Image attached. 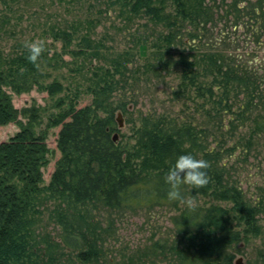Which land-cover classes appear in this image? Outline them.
Returning a JSON list of instances; mask_svg holds the SVG:
<instances>
[{
  "label": "trees",
  "instance_id": "trees-1",
  "mask_svg": "<svg viewBox=\"0 0 264 264\" xmlns=\"http://www.w3.org/2000/svg\"><path fill=\"white\" fill-rule=\"evenodd\" d=\"M23 1L0 0V6L9 9ZM116 2L133 14L144 13L166 27L167 23L174 24L171 14L163 16L164 7L155 6L157 2L163 5V0ZM173 2L178 15L194 21L200 15L193 12V4L203 7L205 0ZM45 32L54 42L62 41L66 47L77 41L80 48L69 51L72 55L90 59L102 56V47L94 44L90 36L76 37L79 31L74 25L69 29L51 25ZM173 39L172 35L163 36L162 43L168 46ZM45 43L46 48L36 64L27 59L28 49L21 46L15 57L5 61L6 71L0 74V127L11 123L21 127L8 141L0 143V264H59L66 250L75 253L81 264L99 263L105 256V237L96 213L105 210L120 214L181 203L167 197L164 177L176 157L185 152L208 161L210 181L198 190L185 185L184 194L210 196L232 207L213 205L207 210L187 207L182 212L175 224L185 244L178 252L181 263L233 264V257L226 250L242 237L260 233L259 211L243 190L229 180L228 165L224 162L226 152L210 141V138L218 141L220 137L190 121L179 123L165 116L143 115L135 131L134 144L128 147L115 142L113 134L118 129L115 111L127 110L126 104L114 107L111 103L114 93L125 81L121 59L114 57L108 68L95 70L88 90L93 96L89 105L79 107L77 100L69 102L67 108L60 104L63 109L52 118V126L60 127L57 146L61 158L49 184L45 185L43 169L50 150L47 137L34 130L38 111L32 107L17 109L6 90L9 88L18 94L38 86L50 96L64 92L58 80L48 84L41 81L48 76L40 72L41 68L46 62L52 64L51 48ZM191 58L183 54L178 60L184 69L177 95L191 98L195 92L197 99L208 98L215 111L231 114L236 111V103L242 101L236 112L238 117L228 121L232 132L238 128L235 122L250 120V137H264V113L256 111L264 98L257 75L213 53L191 55ZM231 94L236 101H230ZM247 112L251 115L247 116ZM207 113L210 115L209 110ZM23 117L27 118L26 122ZM227 126L221 119L216 128L221 131ZM48 202H52L49 219L62 230L56 244L39 232L41 208ZM232 213L238 219L235 227L231 225ZM262 256L264 259V252Z\"/></svg>",
  "mask_w": 264,
  "mask_h": 264
},
{
  "label": "rangeland",
  "instance_id": "rangeland-1",
  "mask_svg": "<svg viewBox=\"0 0 264 264\" xmlns=\"http://www.w3.org/2000/svg\"><path fill=\"white\" fill-rule=\"evenodd\" d=\"M203 5L193 4V12L200 16L192 21L177 14L173 0H163V5L155 3L156 7H164L163 16L172 15L174 24L170 26L167 23L168 27L144 13L133 14L116 0H24L9 9L1 5L0 74L6 71L5 61L15 57L26 41L41 38L50 45L52 64L46 62V66L41 68L40 72L48 75L41 81L49 83L58 80L64 86L63 93L50 96L42 88L33 86L17 94L6 88L17 109L32 107L38 111L39 119L34 130L47 137L50 150L43 169L45 185H48L61 158L57 146L60 127L52 126V118L67 108L69 102L77 100L79 107L89 105L93 96L88 90L95 70L108 68L114 57L121 59L125 81L121 83L123 87L114 93L111 103L114 107L126 104L127 110L119 108L115 111L118 129L113 134L114 141L128 147L134 144L135 131L143 115L165 116L179 123L190 121L218 135V141L215 138H210V141L213 140L214 146L226 152L224 162L228 165L229 180L243 190L246 198L259 211L257 223L260 233L242 237L226 253L233 257V264L239 258L245 264H264V137H250V120L235 122L238 128L232 132L228 121L238 117L236 112L242 105L238 99L240 103H236V111L231 114L215 111L208 98L197 99L195 92L191 98L177 95L184 69L178 62L180 57L184 54L191 60V55L200 57L213 53L217 57L223 56L233 66L255 73L264 97V3L259 0H205ZM51 25L62 29L76 26L79 31L76 37L90 36L94 44L102 47V56L90 59L72 55L69 51H78L79 43L75 41L66 47L62 41L54 42L45 32ZM169 35L174 39L167 46L162 43V38ZM117 78L120 79L119 76ZM234 96L230 95L231 102L236 101L232 99ZM205 101L208 105L204 106ZM256 111L264 113V98L261 104L258 103ZM120 114L123 127L118 122ZM250 115L247 112V116ZM23 119L27 121V118ZM221 119L229 126L219 131L216 127ZM20 128L15 123L0 127V143L8 141ZM195 199L196 208L203 210L213 205L232 207V204L210 196L200 195ZM49 206L52 202L41 208L39 232L48 235L56 244L62 230L50 221ZM187 207L181 202L172 207L136 212L110 214L102 210L98 212L100 214L96 213L103 226L105 256L95 264H182L178 252L185 244L181 242L175 224ZM230 219L235 227L238 219L233 213ZM65 253L59 264H81L75 253L70 250Z\"/></svg>",
  "mask_w": 264,
  "mask_h": 264
},
{
  "label": "clouds",
  "instance_id": "clouds-1",
  "mask_svg": "<svg viewBox=\"0 0 264 264\" xmlns=\"http://www.w3.org/2000/svg\"><path fill=\"white\" fill-rule=\"evenodd\" d=\"M25 47L28 49L27 59L36 64L46 48V43L43 39L36 38L26 41ZM207 169V160L197 158L191 152L180 153L164 177L167 197L170 200L186 203L190 208L195 209L197 206L196 194L186 196L183 188L185 185H191L193 189L198 190L200 187L207 185L210 181Z\"/></svg>",
  "mask_w": 264,
  "mask_h": 264
},
{
  "label": "water",
  "instance_id": "water-1",
  "mask_svg": "<svg viewBox=\"0 0 264 264\" xmlns=\"http://www.w3.org/2000/svg\"><path fill=\"white\" fill-rule=\"evenodd\" d=\"M118 122H119V126H120V127H123V121H122V118H121V114L119 115V120H118ZM115 139H116V137H115ZM236 264H245V263L243 262V259H242V258H239V259L236 261Z\"/></svg>",
  "mask_w": 264,
  "mask_h": 264
}]
</instances>
